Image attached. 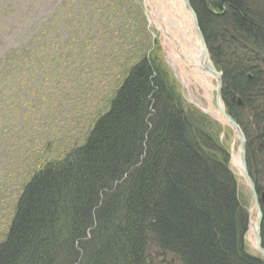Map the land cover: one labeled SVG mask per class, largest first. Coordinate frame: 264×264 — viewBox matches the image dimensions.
Returning a JSON list of instances; mask_svg holds the SVG:
<instances>
[{
    "label": "trees",
    "instance_id": "trees-1",
    "mask_svg": "<svg viewBox=\"0 0 264 264\" xmlns=\"http://www.w3.org/2000/svg\"><path fill=\"white\" fill-rule=\"evenodd\" d=\"M189 1L222 73L226 110L245 133L249 172L264 190V0ZM54 11L8 50L13 66L0 76L13 81L21 62L51 43ZM219 131L182 100L149 46L123 65L82 140L21 182L0 264H264L247 250V205Z\"/></svg>",
    "mask_w": 264,
    "mask_h": 264
},
{
    "label": "rangeland",
    "instance_id": "rangeland-1",
    "mask_svg": "<svg viewBox=\"0 0 264 264\" xmlns=\"http://www.w3.org/2000/svg\"><path fill=\"white\" fill-rule=\"evenodd\" d=\"M62 3L64 0H0V72L6 73V64L13 66L8 50L21 38L28 39L34 25L40 27L54 9L56 19V28L49 33L51 43L39 45L38 57L21 62L22 67L15 71L19 76L13 81L10 75L0 76V237L29 171L79 143L105 107L123 65L154 46L182 100L219 123L220 140L228 149L229 166L247 205L245 244L249 252L260 254L249 233L250 219L257 215L256 204L248 182L231 161L233 148L237 151L238 146L234 132L189 99L178 71L166 57L159 32L149 22L144 0H65L60 6ZM248 117L247 113L240 115L252 133V123L246 124ZM260 209L263 213L264 206Z\"/></svg>",
    "mask_w": 264,
    "mask_h": 264
},
{
    "label": "bare ground",
    "instance_id": "bare-ground-1",
    "mask_svg": "<svg viewBox=\"0 0 264 264\" xmlns=\"http://www.w3.org/2000/svg\"><path fill=\"white\" fill-rule=\"evenodd\" d=\"M144 4L149 22L159 32L166 57L178 71L189 99L221 123L229 125L225 104L217 93L220 74L210 70L214 65L205 41L198 34L192 9L185 0H144ZM233 132L238 146L237 151L233 148L231 161L247 181L240 152L242 139L236 131ZM257 228L258 213L249 223V233L254 244L257 243Z\"/></svg>",
    "mask_w": 264,
    "mask_h": 264
},
{
    "label": "water",
    "instance_id": "water-1",
    "mask_svg": "<svg viewBox=\"0 0 264 264\" xmlns=\"http://www.w3.org/2000/svg\"><path fill=\"white\" fill-rule=\"evenodd\" d=\"M185 1H186L187 5L190 7V9H192V11H193V13L195 15V20H196V24H197L198 34L204 40L202 31H201L199 23H198V18H197L196 12L194 11L193 7L191 6L190 1L189 0H185ZM207 50H208V48H207ZM210 70H212L214 73L218 72L220 74L219 86H218L217 93H219L220 96H221V91H222L221 73L217 70V68L215 66H211ZM236 105L238 107H240V108H244L245 107V103H244L243 99L241 98V96H237L236 97ZM225 113H226V118L229 121V126L232 128V130L236 131L237 134L242 139V141H241V151H240L241 152V157H242V160H243L244 166H245V174H246L247 182H248V185L250 187L252 196H253L255 204H256V209H257V212H258V228H257V232H256V242H257L256 246H257L260 254L264 257V247L262 246V243H261V234H260V224H261V220H262V211L260 209V203L264 204V190H262L260 192L257 191L256 185H255L254 181L252 180V178L250 176V173H249V170H248V167H247V163H246V138H245V134H244L243 130L241 129V127L238 124V122L226 111V109H225Z\"/></svg>",
    "mask_w": 264,
    "mask_h": 264
}]
</instances>
